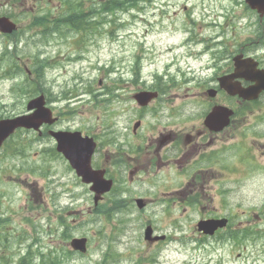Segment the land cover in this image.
<instances>
[{
  "label": "rangeland",
  "instance_id": "1",
  "mask_svg": "<svg viewBox=\"0 0 264 264\" xmlns=\"http://www.w3.org/2000/svg\"><path fill=\"white\" fill-rule=\"evenodd\" d=\"M69 1L0 0V14H9L16 20L19 30L26 27V32L18 40L15 49L12 42H8L0 35V67L9 54V62L16 65L17 71H23L24 66L31 68L35 60L43 59L46 53L54 66L46 69L43 73L44 86H47L48 82L52 93L56 96L64 90L73 89V87L79 89V96L76 100L80 101L72 104V107L75 108L74 118H69L70 120L65 118L59 122V125H75L76 127L80 125L86 127L88 132L97 131L98 134L103 130L100 126L105 124L102 121H106L108 118L107 108L116 114L115 122L119 127H131L135 122L136 108L129 101V97L138 87L133 83L135 76L129 70L132 68V62L136 55L147 57L142 62L144 67L141 73L142 78L146 79V85L152 83L151 73L154 70L161 71L168 62L175 63L177 60L184 68L199 66L203 63L204 57L196 58L197 55L194 56V54L199 53L208 39L214 38L220 41L224 37L226 40H231V31L237 29L238 17L243 8L239 4L242 0H143L139 4L141 9L115 14L119 19L117 21L123 24V27H119V31H117L119 35L117 40L111 41V37L105 34L100 37L94 35L86 41L84 46H77L68 41L73 37V32L68 29L43 31V27L38 26L37 28L44 34L43 37L41 34L34 35L31 31H27L28 26H31V21L35 19L34 15L50 13L51 18L54 19L63 12L72 11L78 6L92 10L94 14L96 12L100 14L97 5L105 3L107 0ZM218 13H220V17L217 18ZM128 14H137L153 21L149 32L146 31L143 23L134 21L129 24ZM108 18H110L109 15L93 16L90 23ZM191 20L194 21V24L190 23ZM214 21L224 25L223 37L220 35L219 28H214ZM49 25L52 26L51 23ZM99 28L109 31L113 26H109L108 23L104 25L100 23L99 26L92 24L87 29L94 31ZM15 37L16 35L9 36L11 39ZM185 40L189 43H184ZM5 44L7 45L6 52H4ZM168 48L171 50L169 51ZM75 54H83L86 59L76 62H67L62 59L64 56L72 57ZM57 57L61 59L58 60ZM110 60L115 65L122 64L124 71L127 72L125 75L128 78L127 82H123L122 76L116 70L107 74V69L111 65L114 67L113 64H110ZM138 60L139 58H137ZM176 66L173 65L170 68L171 71ZM81 70L85 78L83 84L90 81L92 90L98 91L97 93H101L103 87L111 85L113 81L121 80L116 84L122 89L115 90L117 96L113 97L110 105L107 103L106 107L101 109L102 102H98L97 105H94V101L88 102L91 101V98L83 94L80 89L82 85H79V81L75 80V76ZM24 75H16L11 79L0 78V99L7 105L9 112L17 113L24 110V102L28 99L26 98L27 94L16 95L11 92L12 86L17 84ZM138 80L139 78H137ZM192 84L186 82L184 76L179 75L176 77L175 85L172 84L171 88L166 89L165 101L168 102V106L171 104L170 106L175 108L177 115L191 111L195 116L201 112L202 108L200 104L195 103V99L193 103H190V100L185 97V94L191 92ZM66 104L67 101H59L60 107H64ZM145 121H150L149 115H146ZM31 136L30 134L28 138ZM22 137L26 138L27 136L23 135ZM16 138H8L0 148V157H2L0 158V216H5L8 219L0 230L2 233L0 235V264H17L19 254L27 252L25 248L28 244H31L30 251L36 252V255H31L35 264H94L102 259L103 252L108 250L118 255L114 259H108L107 264H135L141 257L148 258L152 255H156L162 264H187L190 255H192L191 261L195 264L197 262L199 264H217L218 262L220 264H253L251 257L254 247L264 249V236L259 238L253 236L252 239L247 237L238 246H234L232 241L208 240L205 243L206 246L192 250V245H197L194 241L196 233L192 235L189 226L190 219L194 223L193 220L197 218V214L193 212L190 216L185 217L186 211L173 204L171 208H165L162 202L174 200L173 189L170 186L174 182L169 179L167 171H162L155 181L158 182L157 185H160L159 182L165 179V184L169 188H158L152 185V176L131 185L132 189L134 184L138 185L141 193L148 197L149 202L145 208L138 210L134 205L128 214H122L109 221H101L100 217L94 216V221L93 215L89 214L92 209L91 204L84 202L89 196L88 190L75 181L72 174L65 170L62 162L50 161L48 165L53 169L54 180L64 183L68 180L69 187L79 193L75 201L64 208L66 194H61V187L54 186L51 191L47 189L46 170L42 166L43 156L40 153L35 156L39 157L40 165L44 171L29 174L23 170H16L15 167L19 166L18 159L6 158L3 155L8 148L12 149L17 145ZM40 146V143H37L30 148L28 153L34 155ZM39 159H35L34 162ZM29 160L31 161L30 158ZM143 181L144 183H142ZM136 185L135 187H137ZM53 192L58 197L51 199L50 196ZM243 195L255 197L256 193L246 192ZM230 208L233 211H229V209H223V211L237 217L235 223L239 219L244 223L247 219L246 224L252 226L263 221V218L256 217L255 208L237 207L236 201L231 204ZM259 216L262 217V211ZM119 218L123 221H120ZM68 222L73 224L74 228L70 230L73 235H85L88 238L87 252L81 255L75 254L72 259L69 257L70 249L67 246L71 237L64 240L62 236H59V230L66 228L63 223ZM147 222H151L156 234L169 235L167 241L156 245L145 243L142 232ZM258 227H263V225ZM17 242H22L19 247ZM50 248L55 249V254H60L59 259H55L54 263L45 259V252ZM63 255L67 258H64ZM256 264H264V262L256 261Z\"/></svg>",
  "mask_w": 264,
  "mask_h": 264
},
{
  "label": "flooded vegetation",
  "instance_id": "2",
  "mask_svg": "<svg viewBox=\"0 0 264 264\" xmlns=\"http://www.w3.org/2000/svg\"><path fill=\"white\" fill-rule=\"evenodd\" d=\"M255 13V18L238 20L237 29L231 31V40L223 37L206 48L216 63L205 70L204 82L190 88L191 92L186 94L191 101L195 99V103L200 104V115L191 118V114H188L184 121L174 122V127L154 122L145 136L131 140L115 136L102 137L101 141L95 139L92 167L104 169L107 178L120 181L121 189L126 194L133 192L129 184L151 172L169 168L182 173L186 184L177 191V196L182 199L180 203L186 215L196 212L197 220L227 219L226 225L211 236L197 231L196 219L194 223L190 219L192 235L196 233L197 239L203 242L212 236L231 233L233 236L236 233L238 236H251V239L253 236H264V90H260L254 98L245 99L238 93L230 94L229 88L219 81V78H226L231 88L244 91L264 76V15ZM223 32L221 27L220 35L224 36ZM210 89L214 91L213 97L207 94ZM216 105L230 109L232 115L225 127L214 129L204 118ZM58 128L61 127L55 123L42 124L39 131L18 128L13 134L14 137L31 134L34 138L33 141L30 139L32 145L40 143L34 156L38 153L43 156L42 166L49 174L48 178L52 179L51 184L61 182L53 180V169L48 165L50 161L62 162L65 170L80 183L63 155L56 151L54 139L49 135L50 129ZM25 158L20 155V159ZM32 165L30 162V168ZM42 166L39 161L35 162V167ZM65 187L67 203L72 204L75 197L69 184L66 183ZM246 192H255L258 197L243 195ZM133 193L131 200L125 195V201L131 205L136 197H145ZM229 196L238 198L237 207L260 209L262 217H256L263 218V221L252 226L246 224L247 219L244 223L242 220L235 223L234 216L223 211L233 204L226 200ZM109 198L102 196L98 202L107 204ZM260 225L263 227H258ZM253 253L254 263L264 262V258L260 259L264 257L263 248L254 247Z\"/></svg>",
  "mask_w": 264,
  "mask_h": 264
},
{
  "label": "water",
  "instance_id": "3",
  "mask_svg": "<svg viewBox=\"0 0 264 264\" xmlns=\"http://www.w3.org/2000/svg\"><path fill=\"white\" fill-rule=\"evenodd\" d=\"M251 4H255L259 12L264 11V0H247ZM14 26L5 17H0V30L11 31ZM254 95L257 90H253ZM249 96V95H248ZM43 100L37 98L31 100L27 109L35 108L31 113L23 116H19L12 119L0 121V142L17 126H23L26 128H37L42 122L51 123L54 119L51 118V112L49 109L44 108ZM218 113L214 112L211 118L217 119ZM52 136L56 139L57 150L62 152L64 156L70 161L71 165L76 169L77 175L82 178L84 182H92L93 185L91 189L95 191H105L109 188V184L103 187L102 179L90 168V155L93 150L92 143H89L87 139H82L79 131L76 132H51ZM142 204H139L141 207ZM225 224L224 220H202L198 223L200 230L205 233H212L217 227H221ZM151 228L147 227L145 232V238L153 240L150 238ZM156 239V238H155ZM85 238H73L70 241V246L74 250H79L81 252L85 251Z\"/></svg>",
  "mask_w": 264,
  "mask_h": 264
},
{
  "label": "trees",
  "instance_id": "4",
  "mask_svg": "<svg viewBox=\"0 0 264 264\" xmlns=\"http://www.w3.org/2000/svg\"><path fill=\"white\" fill-rule=\"evenodd\" d=\"M127 1H129V0H127ZM44 18H45V16H42V18L41 17H37L36 18V22H34V23H37V24H44ZM74 23L73 21H72V19H68V18H64V17H60V18H58V20L56 21V25H65V24H67V23ZM67 239L68 237L67 236H63V239ZM55 249H53V250H49V252H48V254H47V257L45 258L46 259V261H52V260H54V259H56V257L57 256H54V255H57V254H55ZM58 258H59V256H58ZM33 258L31 257V254L29 253V254H27V255H25L21 260H19V262H18V264H35L34 262H33V260H32ZM48 259V260H47ZM49 263V262H48ZM52 263H54V261H52Z\"/></svg>",
  "mask_w": 264,
  "mask_h": 264
},
{
  "label": "bare ground",
  "instance_id": "5",
  "mask_svg": "<svg viewBox=\"0 0 264 264\" xmlns=\"http://www.w3.org/2000/svg\"><path fill=\"white\" fill-rule=\"evenodd\" d=\"M162 23V22H161Z\"/></svg>",
  "mask_w": 264,
  "mask_h": 264
}]
</instances>
